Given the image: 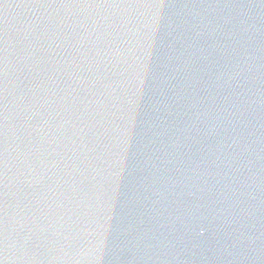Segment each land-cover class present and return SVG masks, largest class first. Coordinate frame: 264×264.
<instances>
[{"label": "water", "instance_id": "water-1", "mask_svg": "<svg viewBox=\"0 0 264 264\" xmlns=\"http://www.w3.org/2000/svg\"><path fill=\"white\" fill-rule=\"evenodd\" d=\"M0 264H264V0H0Z\"/></svg>", "mask_w": 264, "mask_h": 264}]
</instances>
